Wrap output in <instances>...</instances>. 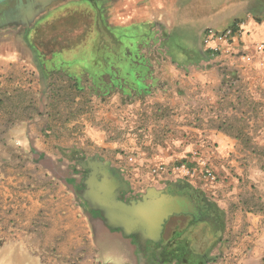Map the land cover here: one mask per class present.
I'll list each match as a JSON object with an SVG mask.
<instances>
[{
    "label": "crops",
    "instance_id": "obj_1",
    "mask_svg": "<svg viewBox=\"0 0 264 264\" xmlns=\"http://www.w3.org/2000/svg\"><path fill=\"white\" fill-rule=\"evenodd\" d=\"M61 1L33 8V21ZM100 3L107 25L116 29L120 40L117 67L110 74L100 58L95 69L74 58L83 67L65 76L73 97L63 124L75 140L83 136L98 150L86 157L76 149L83 156L81 161L96 157L108 162L107 170L116 178L109 183L111 198L127 204L144 197L158 200L167 217L157 239L147 240L138 255L131 237L88 214L100 210L78 208L77 189L85 188L89 168L79 164L68 182L29 181L23 158L29 156V142L40 140L29 127L54 125V129L57 110L52 108L54 99L43 96L37 110L30 112L32 76L29 72L8 75L4 70L0 84V264H162L164 258L172 263L171 258H178L166 257L167 252L182 245L181 232L172 221L184 217L188 225L202 200L216 206L219 213L238 214L248 231L263 232L264 54L257 52L255 43L264 42V0ZM237 20L246 21L236 49L239 54L207 51L205 30L227 28ZM153 23L169 31L168 37L151 38L153 45L161 47L140 55L127 53L131 45L149 44L146 35L155 29ZM18 24L28 26L25 21ZM25 45V58L31 61L29 45ZM6 59L15 61L13 54ZM43 71L44 77L52 75ZM19 75L21 83H8ZM36 92L55 93L46 87ZM49 139L55 142L60 137ZM14 142L23 148L14 150ZM37 146L36 158L53 156L45 145ZM14 151L19 158L15 162ZM195 151L209 161L217 180L152 172L159 165L186 162L193 166ZM174 198L183 206L178 211L167 208Z\"/></svg>",
    "mask_w": 264,
    "mask_h": 264
},
{
    "label": "rangeland",
    "instance_id": "obj_2",
    "mask_svg": "<svg viewBox=\"0 0 264 264\" xmlns=\"http://www.w3.org/2000/svg\"><path fill=\"white\" fill-rule=\"evenodd\" d=\"M115 10V4H113L112 15L114 18L116 16ZM153 26L155 29H150L146 35V37H150L149 44L144 46L131 45L128 47L127 53L140 55L141 53L153 52L156 46L161 47V45H153L151 38L154 37L159 40V38L168 37L170 36L169 31L157 23H153ZM25 44L29 45L27 50L33 57L31 61L25 58ZM119 51H121V45L118 33L116 29H110L107 25L103 17L100 0L92 2L63 0L52 5L28 26L12 24L0 28V84L2 83L1 75L5 74L4 70L7 71L8 75L29 72L32 76L30 81L32 86L29 92L30 112L37 110L43 96L46 98L51 96L54 99L51 101L52 108L57 110L54 129L52 128L54 125L44 127L33 124L29 127L34 137L39 134L40 139L29 142V156L23 158V160L25 159L24 165L27 166V170H25L29 181L59 180L68 182L70 175L74 173L73 169L79 170L78 167L83 158L80 154L75 153L76 149L82 150L81 153L86 157L92 156L94 152L98 151L90 143H86L83 136L81 139L75 140L63 124L67 119L65 115H68L71 110L69 99L73 97L70 82L65 76L72 72L75 67L79 69V66L82 68L87 64H90L92 69L98 68L97 66L100 65L99 58L102 59L103 66L109 67L110 71L108 72L111 74V70H115L117 67L116 53ZM12 54L15 61H7L6 58H10ZM93 57L94 60H92ZM74 58L79 62L83 61L84 65H79L78 62L74 61ZM75 64L78 65L73 66V69L69 67ZM44 68L48 74L52 73V75L44 77L42 73ZM21 80L19 75L10 79L8 83H16L15 81L21 83ZM44 87L55 93L38 94L36 92V90H41ZM54 131L58 134H54ZM54 135L59 136L60 139H56L55 142L54 140L51 141L49 137ZM37 143L41 147L45 145V148L53 156L45 159L36 158ZM13 146L14 150L19 147L23 148L16 142ZM16 154L18 155V152L15 153L14 151V162L19 160ZM200 185L198 184V186ZM77 206L80 210L85 209L86 206L79 197H77ZM88 214L91 218L97 216L103 218L104 221L101 212L96 213L89 210ZM221 216V226L214 223L212 228L205 222H196L190 219L191 221L187 225L184 217L174 218L172 224L173 226L178 225L179 229L177 230L181 232L183 237L180 240H182V245L187 247L185 251L189 255L186 260H181L182 262L179 261L180 259L173 260L171 258L170 261L173 262L166 263L164 260L166 258H164L161 260L162 264H189V262L199 264L200 256L208 260L206 264H264V230L258 233L248 231L244 219L235 212L227 214L224 210L221 211ZM146 217L144 220L149 223ZM149 220L151 223L155 222L152 217ZM140 222L141 218H137L136 224H140ZM116 229L114 231L122 232L121 228ZM129 237L135 242L134 253L139 255L143 249L138 243L140 234L138 232L132 233Z\"/></svg>",
    "mask_w": 264,
    "mask_h": 264
},
{
    "label": "water",
    "instance_id": "obj_3",
    "mask_svg": "<svg viewBox=\"0 0 264 264\" xmlns=\"http://www.w3.org/2000/svg\"><path fill=\"white\" fill-rule=\"evenodd\" d=\"M9 0H0V4ZM21 6L18 9L22 12V16L27 25L34 19L33 8L42 7L51 0H18ZM26 2L27 8H24ZM81 165L84 168H89V173L84 177V189H77L78 197L86 204L88 209L100 210L104 217L105 223L111 228H121L125 236H131L132 233H139L138 243L143 248L147 240L157 239V233L162 228L164 218L167 217V212H161V204L158 200L152 198L132 201V204H127L116 198H111L108 191L109 183L115 181L116 178L107 170L108 162H103L94 157V160L82 161ZM100 191L96 192L94 186H97ZM171 207L174 210H179L181 206L175 198L173 202H167V208ZM156 209V210H155ZM147 216V217H146ZM149 221L146 222L144 219ZM154 218L155 222L151 223L149 219ZM137 218H141L140 224H136ZM148 223V224H147ZM151 227V228H150Z\"/></svg>",
    "mask_w": 264,
    "mask_h": 264
},
{
    "label": "built area",
    "instance_id": "obj_4",
    "mask_svg": "<svg viewBox=\"0 0 264 264\" xmlns=\"http://www.w3.org/2000/svg\"><path fill=\"white\" fill-rule=\"evenodd\" d=\"M245 20H237L231 26L223 29L210 27L203 34V43L207 51L212 54H239L237 45L242 41L245 34ZM258 53L264 54V42L255 43ZM246 59L247 54H241ZM193 166L186 162H180L171 167L159 165L152 168L154 173H172L183 178L195 179L197 177H205L209 180H216L217 175L209 164V161L200 155L199 151L193 153Z\"/></svg>",
    "mask_w": 264,
    "mask_h": 264
},
{
    "label": "flooded vegetation",
    "instance_id": "obj_5",
    "mask_svg": "<svg viewBox=\"0 0 264 264\" xmlns=\"http://www.w3.org/2000/svg\"><path fill=\"white\" fill-rule=\"evenodd\" d=\"M87 1L92 2L96 0ZM18 6H21L18 0H9L0 4V28L7 25L18 24L24 21L22 12L18 9ZM23 7L28 9V7L26 6V2L24 3ZM191 220L196 222H205L209 226H212L214 223H218V225H220L222 222V216L221 212H218L216 206L212 205L206 200H202V206L194 208ZM186 248L187 247H185L184 245L178 244L172 249V253L167 252L166 257L170 256L171 254L178 259L186 260L189 255L188 252L185 251L187 250ZM157 254V252H154L152 255L157 257Z\"/></svg>",
    "mask_w": 264,
    "mask_h": 264
},
{
    "label": "trees",
    "instance_id": "obj_6",
    "mask_svg": "<svg viewBox=\"0 0 264 264\" xmlns=\"http://www.w3.org/2000/svg\"><path fill=\"white\" fill-rule=\"evenodd\" d=\"M199 261H200V263L199 264H206L207 263V261L208 260H206V258H202L201 256L199 257ZM189 264H193V263H191V262H189Z\"/></svg>",
    "mask_w": 264,
    "mask_h": 264
}]
</instances>
